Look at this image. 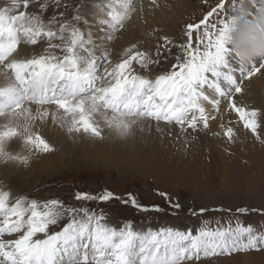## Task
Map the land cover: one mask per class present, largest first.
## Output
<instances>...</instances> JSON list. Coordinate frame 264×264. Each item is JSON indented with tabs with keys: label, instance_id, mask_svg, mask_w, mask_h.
Returning a JSON list of instances; mask_svg holds the SVG:
<instances>
[{
	"label": "snow or ice",
	"instance_id": "6c2138e0",
	"mask_svg": "<svg viewBox=\"0 0 264 264\" xmlns=\"http://www.w3.org/2000/svg\"><path fill=\"white\" fill-rule=\"evenodd\" d=\"M202 3L206 11L184 26L180 41L161 37L154 52L133 43L113 61L108 45L131 18L132 0H100L93 11L77 0H3L0 164H28V155L7 150L14 140L30 153L52 152L43 132L49 122L74 137L102 139L100 118L120 137L151 132L153 125L162 131L161 124L191 136L226 111L235 119L222 123L216 135L230 144L243 130L264 143V109L243 99L253 95V79L264 78V53L245 59L232 45L241 21L264 31V0ZM21 45L43 51L22 56ZM169 59V68L153 77V67ZM103 63L109 67L101 76ZM154 192L172 211L181 209L177 197ZM73 199L76 205L59 198L41 202L0 189V264H198L202 258L264 254V227L239 219L195 231L169 226L140 232L130 223L110 225L102 209L81 202L118 199L142 212H160L159 204L110 190L77 191ZM191 211L202 216L225 209ZM235 214L264 217V208H237Z\"/></svg>",
	"mask_w": 264,
	"mask_h": 264
},
{
	"label": "rangeland",
	"instance_id": "374dc122",
	"mask_svg": "<svg viewBox=\"0 0 264 264\" xmlns=\"http://www.w3.org/2000/svg\"><path fill=\"white\" fill-rule=\"evenodd\" d=\"M0 2L3 3L2 0ZM77 2L83 4L86 11H93L100 0ZM209 2L214 5L216 0ZM132 7L134 10L130 14L131 18L126 21L125 29L115 34L108 45L110 59L113 61L116 60L114 56L118 57L122 49L133 43L143 51L154 52L161 37L180 41L184 26L198 21L206 11L202 0H155V4L152 0H132ZM40 47L43 51V46ZM172 51L175 53L177 50L173 48ZM30 52L37 54L39 50L35 48ZM172 62L169 59L162 63L161 71L168 69ZM108 67L107 63H103L99 75L102 76L103 69ZM143 74L148 75L146 72ZM157 74L151 75L154 77ZM254 80L252 83L263 81L260 76ZM263 86L256 88L261 97L250 100V103L261 109H264ZM161 129L120 137L103 126L102 139L82 134L78 138L69 136L70 139L64 142L63 133L50 126L45 138H48L54 150L46 154L19 150V154L29 156V162L26 165L0 164V189L41 202L59 198L72 205L77 204L73 199L77 191L99 193L110 190L118 197L132 193L145 205L159 204L161 211H138L118 199L105 204L81 203L97 212L102 209L106 222L112 226L130 223L135 231L140 232V227L145 228V225L152 230L172 225L180 230L195 231L207 223L215 228L220 220L227 222L237 219L264 227V217L260 215L235 214L237 208H264V143L254 140L248 134L250 141L260 143L263 150L254 144L250 148V144H243L240 131L234 143H225L221 139L226 152L222 155L221 150L218 157L217 149L209 148L216 132L208 129L187 136L169 126H162ZM110 133L114 135L110 136ZM156 189L177 197L181 209L175 212L169 209L165 201L155 194ZM201 207L222 208L225 211L192 215V209ZM227 210H231L232 214ZM198 264H264V254L253 252L230 257L202 258Z\"/></svg>",
	"mask_w": 264,
	"mask_h": 264
},
{
	"label": "bare ground",
	"instance_id": "6f19581e",
	"mask_svg": "<svg viewBox=\"0 0 264 264\" xmlns=\"http://www.w3.org/2000/svg\"><path fill=\"white\" fill-rule=\"evenodd\" d=\"M1 1V0H0ZM2 2H3V0H2ZM0 4H1V2H0ZM89 11V10H88ZM39 48H41L40 46L39 47H36V50H39V53L40 52H42V48L41 49H39ZM32 49H33V47L32 46H29V45H21V47H20V53H21V55L22 56H28L29 54H34V53H31L30 51H32ZM30 52V53H29ZM25 53H29V54H25ZM120 56V55H119ZM118 56V57H119ZM117 56L115 57L114 56V59H117L118 58ZM161 67L162 66H158V67H156V66H154L153 67V69H152V73L151 74H155V73H161V72H163V71H161ZM139 69V67H137V70ZM139 71V70H138ZM257 78V77H256ZM262 82H260V81H257L256 83H252V87H253V95L251 96V97H244L243 99L246 101V102H250V100L251 99H255L256 97H261V93L259 92V91H257L256 90V88H260L261 86H263L262 84H263V82H264V78H262ZM252 82H255V80L253 79V81ZM262 89H264V86L262 87ZM261 90V89H260ZM254 105H256V104H254ZM225 114V115H224ZM235 119V114H229V113H227L226 111L225 112H222L219 116H218V118L216 119V120H214V121H210V127L211 128H209V130H210V132H216V134L217 133H219L220 131H221V129H218L219 127H220V125L223 123V124H225V125H227L228 123H229V120H234ZM100 122H101V126H102V128H103V126H104V124H103V119L102 118H100ZM52 127L53 129L55 128L56 130H58V131H60L61 133H63V136H62V140H65L64 142H67L68 141V139H70L69 138V135L66 133V132H64L63 130H61V129H59L58 127H54V126H52L51 125V123L49 122V125L47 126V128L46 129H44L43 130V132H44V135H45V137L47 136V129H48V127ZM162 126L163 127H165L163 124H161V128H162ZM36 130H40V129H36ZM152 130H154V131H156V129H155V125H153V127H152ZM242 131V141H243V144H245L246 146H248L249 144H250V148H251V146H252V144H254L255 146H257L258 147V149H260V150H263V148L260 146V143H258V142H256V143H254V141H250V137H249V135L248 134H246L245 132H243V130H241ZM110 132H113V131H111L110 130ZM115 133V132H114ZM114 133H110V136L111 135H114ZM49 134V133H48ZM137 134H138V132H137ZM136 134V135H137ZM143 134H145V133H143ZM82 135V134H81ZM81 135H77L75 138H78V137H80ZM141 135V134H140ZM61 136V135H60ZM146 136V135H145ZM56 137V136H55ZM142 137V136H141ZM74 138V137H73ZM117 138V137H116ZM115 138V142L117 141V139ZM238 138L239 137H237V140H238ZM48 139V138H47ZM52 139V138H51ZM221 139L223 140V142H224V139H223V137L221 136V137H219L218 135H216L215 136V139H213L212 138V141H211V144H210V146H209V148H211V150H213L214 148H216L217 150H216V156H220V152H221V150H223L221 153H222V155L224 154V152H226V151H224V149H225V147H224V145H223V143L221 142ZM63 142V143H64ZM116 143H118L119 144V141H117ZM225 143H227L226 141H225ZM259 144V145H258ZM236 145V144H235ZM10 149V151H16V153L18 152L19 153V150H27V149H25L24 147H23V144L20 142V141H18V142H16V141H13V142H11L10 143V145L8 146V150ZM23 152V151H22ZM221 158V157H220ZM220 165V164H219ZM220 166H222V165H220ZM2 167V166H1ZM3 168V167H2ZM222 168V167H221ZM3 169H5V168H3ZM3 171V170H2ZM1 172V171H0ZM12 172V171H11ZM4 173V172H3ZM9 176V175H8ZM114 226V225H113ZM172 226V225H171ZM174 226V225H173ZM139 227V226H138ZM147 227H148V225H145V228H142V227H140L141 228V232H144V231H146V230H148L147 229ZM13 238V237H12ZM9 239V238H8Z\"/></svg>",
	"mask_w": 264,
	"mask_h": 264
},
{
	"label": "clouds",
	"instance_id": "9594fccd",
	"mask_svg": "<svg viewBox=\"0 0 264 264\" xmlns=\"http://www.w3.org/2000/svg\"><path fill=\"white\" fill-rule=\"evenodd\" d=\"M264 22V17H261ZM232 45L248 59L256 52L264 53V31L256 28L255 22L241 21L234 33H232Z\"/></svg>",
	"mask_w": 264,
	"mask_h": 264
}]
</instances>
